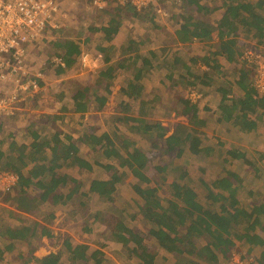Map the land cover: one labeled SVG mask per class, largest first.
<instances>
[{
	"label": "trees",
	"instance_id": "1",
	"mask_svg": "<svg viewBox=\"0 0 264 264\" xmlns=\"http://www.w3.org/2000/svg\"><path fill=\"white\" fill-rule=\"evenodd\" d=\"M106 1L113 6L112 13L111 7L102 8L111 13L109 22L91 30L103 29L107 39H112V35L119 31L122 13L128 6L137 16L151 21L158 18L155 4L137 9L130 1ZM170 1L177 6V11L172 15L177 18V48L170 49L164 41L160 45L151 41L144 51L143 38L137 40L129 37L121 47L123 52L117 64L111 61V56H105V66L98 73L99 78L105 80L104 86L97 82L92 85L76 84L68 99V105L73 109L64 104L58 113L43 117L38 127L30 124L29 143L18 142L8 135L11 141L5 147L8 137H0V172H13L18 176L16 184L6 189V199L10 200V192L15 189L13 203L19 209L10 210L7 216L0 218V238L5 241L4 247L0 246V260L3 253L12 249L17 242L31 244L39 235L52 236L48 224L55 217L54 213L49 212L42 222L27 223L29 221L21 220V223V212L30 213L38 203L56 207L74 200L80 205L86 203V197L97 195L101 197L102 206L95 211V218L107 227L112 240L121 243L131 257L144 264H157L154 250L157 247L174 253L178 264L182 260V264H220L222 259L230 258L235 250L240 251L238 244L241 243L242 247H247V252L258 251L250 264H264V235L261 233L264 230V201H258L255 195L247 202L240 198L239 190L245 183L240 173L228 169L212 182L201 180L206 190L201 193L197 187L185 181L187 171L178 167L179 174L165 185L163 177L151 175L149 168H155L158 174L165 175L170 170L169 166L156 164L152 167L153 158L149 156V151L133 138V135L144 136L153 139L154 145L162 142L163 148L160 150L174 152L177 158L187 151L196 155H211L214 146L204 144L203 126L206 120L199 113L198 104L206 95L198 88L200 86H216V93L221 95L218 122L231 123L242 132L264 127V92L257 86L261 76L257 63L261 55L257 54L260 47H264V0H221L218 5L213 4L217 0ZM162 4L167 6L166 2ZM220 10L221 16L214 22L206 18L208 14ZM192 42H204L206 47L203 46V52L189 54L185 59L184 55H179V49L183 44ZM250 43L254 50L246 53L244 48ZM55 46L61 51L54 64L57 65V72L62 73L76 62L81 49L77 41L70 39H60ZM101 49L105 51L106 48ZM119 68L132 69L134 74L120 88L124 98L111 130L93 132L85 125L77 131L79 135L76 137L56 127L57 119L71 111L80 113V125L84 115L92 109L102 111L109 101ZM163 68L169 71L166 74L169 82L178 73L179 79L169 85L174 87L180 83L191 86L195 94L191 93L196 98L175 93L174 109L189 119L186 122L176 121L172 129L160 120H148L160 96L149 99L144 96L143 76L149 71ZM38 72L43 73L42 70ZM38 82L41 86L42 78H38ZM121 123L129 127V134L121 135ZM2 128L0 125V131ZM119 135L122 140L117 144L115 139ZM81 143L92 147L95 152H101L110 162H93L83 156L80 153ZM219 145L223 146V143ZM226 153L225 162L242 159L253 170L260 171L256 159L247 157V151L231 146ZM260 159L264 160V152L260 153ZM95 163L108 176L91 179L85 190H82L81 177L63 170L74 168L77 173L84 174L92 171ZM126 175H132L135 179L132 188L137 197L136 214L149 225L145 231L126 225L122 215L124 209L115 206L117 185ZM165 187L169 190V197L162 198L159 192ZM39 227L42 229L39 230ZM90 248L89 244L75 243L68 236L63 241V251L61 249L36 257L35 248L31 247L30 255L23 258L22 264L32 260L36 264H61L64 252L68 253L73 263L90 257L92 264H103L104 252L101 249L91 251Z\"/></svg>",
	"mask_w": 264,
	"mask_h": 264
},
{
	"label": "rangeland",
	"instance_id": "2",
	"mask_svg": "<svg viewBox=\"0 0 264 264\" xmlns=\"http://www.w3.org/2000/svg\"><path fill=\"white\" fill-rule=\"evenodd\" d=\"M104 2L103 7H98L92 0H61L62 13L60 14V21L62 27H59L56 32H50L47 37L38 43L31 44L25 57L27 66L25 72L10 76L9 80L5 83L9 94L16 95L19 101L15 100V109L11 108L9 112H6V110L4 112L0 111V125L3 127L0 131V137L12 135L18 142L29 143L28 127L30 124H35L38 127V125H41V119H44L43 117L58 113L64 104L73 109L71 105H68V99L76 84L92 85L94 82H97L100 86H104L105 80L103 78L100 79L98 73L105 66V56H111V61L117 64L123 52V48L121 47L129 37L133 36L137 40L144 39L142 48L144 51L148 49V44L151 41H156L159 45L160 42L164 41L165 45L173 50L179 46L177 44L178 42H175L177 18L172 16L177 11V6L174 2L162 0L159 1L160 5L157 2L158 18L155 21L133 14V8L128 6L121 16L122 25L119 31L112 35V39L106 38L103 29L97 31L91 30V28H99L103 24H107V21L109 22L113 6H111L112 3L108 4L106 0ZM162 2H166L167 6L164 7ZM220 2L221 0H217L213 4L218 5ZM105 7H111V13L104 11L103 9ZM219 16L220 12L217 11L208 14L206 18L208 20H217ZM60 39L75 40L81 49V53L77 56L76 62L62 73L57 72V65L54 64L57 60V54L61 51V49L55 46V42L60 41ZM251 43L249 46H245L246 53H249V50H254L250 47L252 45ZM203 46L206 47L204 42L183 44L181 49H179V55H184L185 59H187L189 54L203 52L201 51L204 48ZM103 47L106 48L105 51L101 49ZM260 48L261 50L257 54L261 55L257 61L259 63V71L264 66V47ZM252 54L256 55L254 53ZM39 70L43 71L41 73L43 84L39 91L18 88L19 85L23 84L25 78L29 75H36ZM173 72H175V68ZM168 73V69L166 70L165 68L149 71L143 76L142 82L145 85L144 96L147 99L160 96L159 101L155 102V109H153V114L148 120H160L172 129L176 121L186 122L189 119L174 109L176 94L190 96L193 99L196 98L191 93H194L191 90L193 88L191 86L180 83L179 85H175L176 87L169 85L168 83L173 84L174 80L179 79V76L178 73H175L174 79L169 82L167 81L168 79L166 80V74ZM133 74L134 71L132 69H118L116 78L112 83L113 89L109 101L102 111L92 109L84 115L81 125L79 124L80 113L71 111L64 117L57 119L56 127L76 137L79 135L77 131L82 130L85 125L93 132L101 133L111 130V127L114 125L116 113L119 111V104L124 98L120 88L126 84L127 80ZM215 87H198L206 94L200 99L198 106L200 108V115L206 120V124L203 126V130L205 131L204 144L214 146V151L211 155H204L203 153L196 155L187 151L177 158L174 152L165 153L160 150V148H163L162 142L154 145L153 139L140 135H133V138L137 140L140 146L149 151V156L153 158V162L151 163L153 165L152 167L156 164L169 166L170 170H167L165 175L158 174L155 168H149L151 175L157 178L158 176L163 177L165 185L179 174L177 169L181 167L187 171L185 181L197 187L203 193L206 190L201 180L212 182L229 169L240 173L245 181L243 188L239 190V196L244 202H247L253 195L256 196L258 201L263 202L264 160L261 161L260 153L264 152V127L256 131L242 132L231 123L218 122L217 110L221 95L216 93ZM234 92L238 93L237 90ZM121 126L123 128V131L120 132L121 135L122 133H130L126 123H121ZM121 135L115 139L117 144H120L122 140ZM10 141L11 139L8 137L4 146L8 147ZM221 142L223 146L219 145ZM231 146H237L241 150L247 151V157L251 160L256 159L257 167L260 166V171L253 170L242 159L235 160L231 163L225 162L224 157L227 155L226 151ZM80 149V153L83 156H87L93 162H110L101 152H95L87 144L81 143ZM63 170L69 172L72 176L82 178V190L88 188L91 179L107 178L108 176L107 173H104L103 168L100 165H96V163L92 171H86L84 174L77 173L74 168H64ZM134 182L135 179L132 175L124 176L123 180L117 185V190L114 194L115 206L118 209H124L122 215L125 218L124 222L126 225L145 231L149 225L141 216L136 214L137 206L135 199L137 197L132 188ZM5 188L4 185L0 184V202H2V207L0 205V218L1 216H7L10 210H19L13 203L15 189L10 192V200L8 201L6 199L8 194H6ZM251 191L254 192L251 193ZM159 195L162 198L169 197V190L165 187L160 190ZM88 197L85 198L86 203L82 202L80 205L75 203L74 200L66 205L59 204L56 207L38 203L30 213L21 212L20 222L21 220L29 221L27 223H30V221L42 222V219L49 212L54 213L55 217L48 224L52 236L39 235L33 239L31 244L22 241L17 242L12 249L6 250L3 253L4 255L0 260V264H22L23 258L30 255L29 250L31 247L35 248L34 255L36 257H43L50 252L60 251L64 239L68 236L73 238L75 243L89 244L91 251L101 249L105 254L103 264H144L143 261L141 262L137 258L131 257L129 251L121 243L112 240L107 227L95 218V211L102 206L101 197L97 195H90ZM4 208L8 211H5ZM41 229L42 227H39V230ZM261 233L264 235V230ZM4 245V239L0 238V246L4 247ZM238 245L241 247L239 249L240 251L235 250L230 258L227 260L222 259L220 264H250L257 257V250L247 252V247H242V243ZM154 250L156 251L157 264H178L177 257L174 253L159 247L154 248ZM87 255L89 257L90 251H88ZM68 256L67 252L62 254L61 264H92L90 257L87 260L73 263ZM183 262L184 260L180 263L182 264ZM28 264H36V262L32 260Z\"/></svg>",
	"mask_w": 264,
	"mask_h": 264
},
{
	"label": "built area",
	"instance_id": "3",
	"mask_svg": "<svg viewBox=\"0 0 264 264\" xmlns=\"http://www.w3.org/2000/svg\"><path fill=\"white\" fill-rule=\"evenodd\" d=\"M130 1L137 9L155 4L161 0H124ZM98 7H103L102 0H92ZM61 0H0V111L15 109L16 95L9 94L5 83L10 76L25 72V57L29 46L38 43L50 32L61 27ZM257 84L264 92V66ZM41 73L29 75L18 88L39 91L38 78ZM35 76V77H34ZM25 82V83H24ZM14 104V105H13ZM18 176L13 172H0V184L9 189L16 184ZM2 207V202H0ZM0 207V208H1Z\"/></svg>",
	"mask_w": 264,
	"mask_h": 264
},
{
	"label": "crops",
	"instance_id": "4",
	"mask_svg": "<svg viewBox=\"0 0 264 264\" xmlns=\"http://www.w3.org/2000/svg\"><path fill=\"white\" fill-rule=\"evenodd\" d=\"M221 11H222V10L219 11V12H220V16H221V13H222ZM220 16H219V18H220ZM209 21L214 22V21L211 20V19H210ZM218 113H219V112L217 111V115H218ZM222 123H223V122H222Z\"/></svg>",
	"mask_w": 264,
	"mask_h": 264
}]
</instances>
